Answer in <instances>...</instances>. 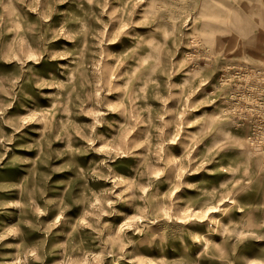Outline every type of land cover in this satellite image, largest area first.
I'll return each instance as SVG.
<instances>
[{"label": "rangeland", "instance_id": "1", "mask_svg": "<svg viewBox=\"0 0 264 264\" xmlns=\"http://www.w3.org/2000/svg\"><path fill=\"white\" fill-rule=\"evenodd\" d=\"M0 264H264V0H0Z\"/></svg>", "mask_w": 264, "mask_h": 264}]
</instances>
